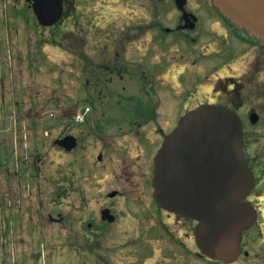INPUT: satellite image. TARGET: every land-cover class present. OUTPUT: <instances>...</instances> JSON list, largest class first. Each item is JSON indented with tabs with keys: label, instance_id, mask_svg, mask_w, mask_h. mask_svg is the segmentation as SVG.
<instances>
[{
	"label": "rangeland",
	"instance_id": "1",
	"mask_svg": "<svg viewBox=\"0 0 264 264\" xmlns=\"http://www.w3.org/2000/svg\"><path fill=\"white\" fill-rule=\"evenodd\" d=\"M74 5L71 16L74 18L63 22L60 26L63 32L60 28L57 30L60 36L54 40L59 45V48H56L49 45L53 29L47 31L48 39L42 29L33 24V18L28 15L16 17L17 12L10 3L0 0V72L5 77L8 71L5 77V89H3L6 95L3 109L5 110L3 112L4 126L13 130V133L8 134L9 142L17 139V147L21 152L19 163L24 155L30 154V149L25 151L26 146L32 149L33 144H41L37 141L39 140L37 137L46 133L44 131L51 132L53 137L63 131L78 132L79 141L83 143H80L76 149V152L81 155L72 156L69 166L68 157L53 145H47L49 148L47 151L42 144L37 151L44 160V164L41 166L40 181L33 187L39 184L40 190L52 195L53 190L65 193V186L70 184L72 193L71 242L61 240L59 236L52 239L63 251L59 254L62 255V260H55L54 255L49 253L51 244L43 243L45 257L48 256L47 263L207 264L183 250L177 240V237H183L177 230L178 225H169L167 232L158 227L157 218L153 212L155 206L151 198L150 173L146 160L141 158L140 162H136L133 158V163L136 164L135 170L125 174V171L131 168V162L128 159L121 160V153L118 151H122L123 147L115 145V150L112 151H116V154L114 153L112 158L104 155V159L100 161L95 159L98 152H103L100 146L93 145L94 140L100 138L98 137L100 129L117 132L121 128L126 129L130 122L136 120L130 110L134 108V104L125 100L121 95V88L125 86L126 93L130 94L136 102L141 95L139 84L113 81L102 88L103 80L105 82L107 80L100 79L99 85L93 86L96 91L102 88V93L98 97L91 95L88 92L89 88L83 87L85 78L89 79L90 85H95L91 69L96 71V68L106 61L103 53H107L109 62L112 60L113 50L108 48L107 52H103V47L114 43L112 32L116 23L112 17L115 14L130 12V7L134 11H148L151 14L157 11L171 14L175 12L171 3L165 0L159 2L155 0H74ZM125 21V19L121 20L120 24L117 22L119 25L117 27L119 29L129 27L130 25ZM100 29H105L108 35L102 37L99 33ZM172 49L174 48L169 51L171 55L175 53ZM243 50L242 48L241 51L233 52L235 55L230 59H234L235 64L232 63L231 67L237 68L240 66L239 63L245 60ZM89 61L93 63L92 66L90 63L87 64ZM263 83L264 72L258 83L260 90L261 86L264 87ZM108 90L116 95H108ZM262 91L264 92V89L260 92ZM248 101L251 102L249 99L246 102ZM253 102L259 104L263 101L260 99ZM19 104L22 110H31V112H26L24 116L20 111L19 115L16 114L14 117L13 111L20 108ZM163 104H166V101L162 102V106ZM85 106H89L91 110L87 118L88 124L76 125L73 123L72 116L78 108ZM51 112L54 116H50ZM164 120L161 118L160 121ZM263 124H260L261 127L248 130V150L256 157L253 164L262 162L264 164V130H261ZM21 126H24L22 130ZM27 126H32L37 131L34 134L27 132ZM90 127L91 135L94 137L87 140L86 146H89L84 149L86 144L83 142L86 138L84 136L89 133ZM148 134L151 138H156L154 128H149ZM131 152L132 156L137 155L136 149ZM87 156L88 159H85ZM27 164L32 169L30 171L32 173L34 168L30 165L29 159ZM24 187L27 189V184ZM21 189H24L23 185ZM111 190L124 193L122 197L108 200L115 210L117 221L113 224L101 223L97 213L103 203L102 199H105V195ZM65 205L64 200L63 212ZM263 219L264 216H259L255 225L262 235L259 237L262 242H264ZM89 221L93 223V226L87 230L85 223ZM69 246L71 250L68 249ZM30 247L36 254V261L33 264H38L40 244L32 243ZM68 251H71L72 255L69 260ZM245 261L241 257L235 264H245ZM248 263L264 264V243L255 247ZM212 264L221 263L212 262Z\"/></svg>",
	"mask_w": 264,
	"mask_h": 264
},
{
	"label": "flooded vegetation",
	"instance_id": "2",
	"mask_svg": "<svg viewBox=\"0 0 264 264\" xmlns=\"http://www.w3.org/2000/svg\"><path fill=\"white\" fill-rule=\"evenodd\" d=\"M6 1L14 8H21V16L24 15L23 11L32 13L27 0ZM165 1L171 3L175 12L159 13L157 6V12L152 14L148 11H134L131 7L130 12L115 14L112 17L116 23L112 32L114 43L103 47V52H107L108 48L113 50L112 60L109 62L107 53H103L106 61L98 66L96 71L91 69L95 85H90L89 79L85 78L88 92L96 95L95 97L102 93V89L96 91V88H93L99 85L100 79L107 80L106 82L103 80V87L113 81L139 84L141 95L136 102L130 94L126 93L125 86L121 88V95L125 100L134 104V108L130 110L136 120L130 122L126 129L121 128L117 132L100 129L101 132L98 133L100 138L95 139L93 145L103 149L102 153L98 152L99 154L95 155L97 161L104 159V155L112 158V155L116 154V151H112L115 150V145L123 147L122 151H118L121 153V160L128 159L131 162V168H128L125 174L135 170L136 164L133 163V158L136 162H140L143 158L148 163L150 178L153 156L165 135L176 126L181 116L199 105L214 104L232 109L240 117L243 130L246 132L261 127L260 124L264 123V92H260L264 87L261 86L260 90L258 85L264 72V45L259 44L253 37L224 19L213 7L211 0H180L183 2L181 8L176 5V0ZM72 3V0H64L63 15L65 17L69 18L73 15ZM124 19L130 26L119 29L117 22L120 24ZM99 33L102 37L108 35L105 29H100ZM171 48H174L173 55L169 54ZM242 48L245 60L239 63V67H231L232 63L235 64L234 59H230L235 55L233 52L241 51ZM89 63L93 65L91 61L87 62ZM5 83L1 77L0 111L6 102V95L3 92ZM107 94L116 95L110 91ZM248 99L251 102H246ZM260 99L263 102L259 104L253 102ZM163 101H166V104L162 106ZM251 115L255 117L252 119ZM161 118L165 120L161 122ZM27 128V131L32 134L37 131L31 127ZM149 128L155 129L156 138L149 136ZM261 130H264V124ZM9 133L11 131L7 127H0V264H33L36 261V254L31 250L32 243L38 242L43 245L56 239L57 236L61 240L71 242V187L67 184L64 188L65 193L53 190L52 195L40 190L39 184L33 187L40 181L44 160L38 155L39 150L34 149L30 152L28 159L34 171L30 173L32 169L26 164L24 167L29 172L25 178L19 165L13 163L12 155L15 154L18 159V153L14 151L16 141L10 140L9 143ZM66 135H73L76 138V146L70 151H65L63 147L56 145L58 139ZM93 137L90 127L83 142L86 143ZM37 138L41 139L47 151L49 149L47 145H53L66 155L68 166L72 156L81 155L76 152L79 144H83L81 140L79 141L78 132L71 134L63 131L54 137L49 132ZM86 145L87 143L84 144V149L89 146ZM134 149L137 152L136 156H132L131 151ZM85 152L86 150L83 154ZM85 159H88V156ZM12 164L15 167L13 169L10 168ZM250 165L263 180L256 182L248 201L255 205L258 217H263L264 204L261 203L260 197L264 192L261 189L262 183L264 184V171L260 163L254 165L250 162ZM24 183L27 184V189ZM21 185L24 189H21ZM111 192L115 195L108 198ZM123 194L117 190L107 192L97 213L101 223L113 224L117 221L115 210L108 200L122 197ZM64 200L66 205L63 212ZM153 205L158 227L167 232L169 225H178L177 230L183 237L180 236L181 240L177 237V240L183 250L188 251L198 260L212 264V261L199 254L194 244L196 223L166 212L154 203ZM110 217L111 221L104 220ZM262 221L264 223V219ZM92 224L91 221L85 223L87 230L91 229ZM255 225L243 234L242 253L239 259L244 258L245 264H250L249 258L253 255L255 247L264 243L260 240L259 237L262 235ZM68 249L71 250L70 247ZM55 250L51 246L50 255H54ZM47 257L42 259L39 252L38 264H48Z\"/></svg>",
	"mask_w": 264,
	"mask_h": 264
},
{
	"label": "water",
	"instance_id": "3",
	"mask_svg": "<svg viewBox=\"0 0 264 264\" xmlns=\"http://www.w3.org/2000/svg\"><path fill=\"white\" fill-rule=\"evenodd\" d=\"M31 1L42 26L60 18L61 0ZM211 2L228 21L264 44V0ZM176 3L183 5L180 0ZM71 140L64 138L60 145L68 150ZM254 182L243 150L240 118L217 105H201L182 116L154 158L156 203L196 221L195 244L200 253L225 264L236 261L242 233L255 222L256 211L246 202Z\"/></svg>",
	"mask_w": 264,
	"mask_h": 264
}]
</instances>
